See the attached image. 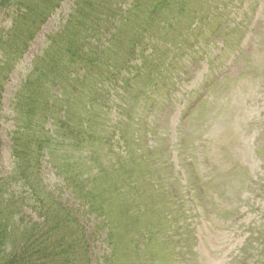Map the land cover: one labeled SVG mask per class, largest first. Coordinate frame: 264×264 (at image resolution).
I'll list each match as a JSON object with an SVG mask.
<instances>
[{
	"label": "rangeland",
	"instance_id": "1",
	"mask_svg": "<svg viewBox=\"0 0 264 264\" xmlns=\"http://www.w3.org/2000/svg\"><path fill=\"white\" fill-rule=\"evenodd\" d=\"M89 2L73 6L72 0L61 1L27 53L4 75L0 178L10 175L15 161L10 138L16 94L49 38L63 31L67 43L80 37L66 38V33L71 24L84 23ZM190 11L182 24L191 46H183L190 47L188 61L177 57L169 62L167 55L179 47L176 38L152 41L159 53L152 49L158 69L165 72L169 65L173 70L155 76L145 70L132 80L134 92L109 84L99 94L107 91L106 98L113 100L106 111V104L93 96L102 86L72 90L73 77L51 78L56 97L49 108L59 109L73 99L94 133L91 145L82 148L87 150L83 157L66 154L70 158H60L62 169L45 166L41 171L45 186L61 201L76 204L72 179L81 180L106 204L104 219L82 209L75 212L85 230L87 264H255L246 260L253 256L264 264V0H192ZM81 12L80 18L69 16ZM197 13L213 15L205 24L212 36L223 25H233L225 23L229 18L240 31L233 38L220 35L226 38L225 45L218 43L224 49L216 65H202L199 56L193 63L195 47L205 37L200 25L192 28ZM95 18L101 21L98 14ZM8 23L2 15L0 30ZM110 61L119 65V58ZM34 66L45 70L37 62ZM145 89L146 94L138 95ZM81 94L90 106L76 100ZM146 229L151 232L148 239L142 236ZM109 233L114 237L113 258L107 255Z\"/></svg>",
	"mask_w": 264,
	"mask_h": 264
},
{
	"label": "trees",
	"instance_id": "2",
	"mask_svg": "<svg viewBox=\"0 0 264 264\" xmlns=\"http://www.w3.org/2000/svg\"><path fill=\"white\" fill-rule=\"evenodd\" d=\"M61 1H0V14L9 18V25L0 30V99L4 75L27 52L36 33L60 8ZM72 1L74 6L81 0ZM86 10L84 23L71 24L66 33V38L75 34L80 37L67 43L62 38L63 31L58 37L49 38L42 56L34 61L45 70L34 63L11 105L14 130L10 148L15 161L10 175L0 178V264H87L85 230L75 212L82 209L104 219L106 204L102 205L95 194L88 192L81 180L72 179L76 187H71V193L76 204L61 201L45 186L41 171L46 164L56 171L62 169L60 158L68 160L70 156L66 154L73 155L68 149L83 148L94 140V133L77 102L71 112L73 99L60 104L59 109L49 108L56 97L51 78L56 74L67 80L73 77L72 90L86 84L100 85L102 89H94L93 96L106 104L107 91L99 94L109 84L117 83L124 89L145 70L154 76L164 75L150 64L152 41L159 33L170 36L169 30L179 35V21L173 14L186 15L188 4L187 0H90ZM83 12L69 16L80 18ZM97 14L100 22L95 18ZM117 58L120 66L110 61ZM76 100H86L87 106L91 105L82 94ZM49 121L53 129L48 128ZM101 197L103 201L102 194ZM78 201L86 203L78 205ZM113 239L109 233L105 240L107 255L112 258ZM250 258L251 263H258L255 256Z\"/></svg>",
	"mask_w": 264,
	"mask_h": 264
}]
</instances>
